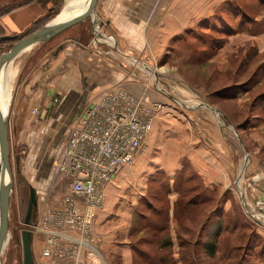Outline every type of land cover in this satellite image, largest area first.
Wrapping results in <instances>:
<instances>
[{
    "label": "rangeland",
    "instance_id": "obj_1",
    "mask_svg": "<svg viewBox=\"0 0 264 264\" xmlns=\"http://www.w3.org/2000/svg\"><path fill=\"white\" fill-rule=\"evenodd\" d=\"M67 1L0 0V16L31 2L42 3L44 8L50 5L52 10L31 26L34 31L55 18ZM89 19L36 44L31 56L47 51L50 58L63 38L83 35ZM189 29L168 42L167 51L160 58L153 61L150 57L151 64L147 65L151 71L138 69L134 70L138 74L135 75L162 95L165 103L160 102L165 106L172 105L176 111L192 106L208 115L214 113L216 130L226 144L237 150L243 167L237 172L236 184L225 188L200 185L190 178L184 185H173L171 191L167 179L154 176L148 183L150 207L139 205L142 214L132 217L129 226L132 202L143 189L146 174L136 171V178L112 202L111 214L123 215L122 221L121 217L107 219V240L115 243H91L102 264H264V223L251 216L250 208L264 192V0H222L200 24ZM14 41L0 40V54ZM28 68L25 63L6 100L12 188L8 239L0 264H22L21 231H31L44 205L55 203L63 190L61 182L51 190L54 157L74 119L73 114L55 119L54 106L44 108L42 115H32L30 109L38 92L22 86L28 79ZM139 68L143 70L141 65ZM136 158L124 167H132ZM250 159L257 160L253 165L260 166L251 171ZM251 176L255 179L248 184ZM30 187L35 191L36 206L25 225ZM123 200L128 202L121 206L119 214L117 208ZM39 240V235L32 232L30 246L35 264L40 261Z\"/></svg>",
    "mask_w": 264,
    "mask_h": 264
},
{
    "label": "crops",
    "instance_id": "obj_2",
    "mask_svg": "<svg viewBox=\"0 0 264 264\" xmlns=\"http://www.w3.org/2000/svg\"><path fill=\"white\" fill-rule=\"evenodd\" d=\"M221 2L222 0H97L94 14L88 17L90 23L83 35L63 38L64 46L51 54L50 58L47 51L35 52L33 56L31 51L21 61L17 74L25 63L29 66L28 79L22 85L24 90L33 89L38 92L31 108L37 110L32 115H42L44 108L54 106L52 112L55 119H64L72 114V118H75L97 89L111 85H119L150 101L164 102L160 93L150 89L145 82L138 81L139 76L136 77L138 74L134 70L151 71L148 66L151 64L150 57L153 61L160 58L166 53L168 42L200 24ZM64 5L65 3L62 7ZM49 6L44 8L42 3L31 2L5 12L0 16L1 32L18 37L50 12L52 7ZM140 65L143 70H140ZM23 96L28 98L26 94ZM54 97L57 98L55 103ZM190 97L191 95L188 100L192 99ZM174 109L169 104L164 107L144 139V157L141 152L136 155L132 167H123L106 188L102 211H98L94 218V243H115L107 240V219L113 216L114 197H119L120 190L131 179L136 178V171L143 170L146 174L143 189L132 202L133 208L128 215L129 226L132 217L142 214L138 211L139 205L144 203L150 207L147 198L148 183L153 181L154 176L167 179L171 191L173 185H184L190 182V178L196 179L200 185L210 187L219 185L221 188L222 185L225 188L230 183L236 184L237 172L243 167L242 157H238L237 150L226 144L224 136L216 130L214 113L208 115L192 106H186L181 111ZM256 162L257 160L250 159L251 171L260 166L253 165ZM127 202L123 200L118 206L119 214L121 206ZM173 204L171 213L174 210ZM122 216L113 217H121L122 221ZM37 235L41 243L42 235ZM123 236L122 234L121 237ZM39 252L40 247L38 255ZM39 260L38 264H47L40 257Z\"/></svg>",
    "mask_w": 264,
    "mask_h": 264
},
{
    "label": "built area",
    "instance_id": "obj_3",
    "mask_svg": "<svg viewBox=\"0 0 264 264\" xmlns=\"http://www.w3.org/2000/svg\"><path fill=\"white\" fill-rule=\"evenodd\" d=\"M164 107V103L111 85L97 89L81 108L54 157L51 190L59 182L63 190L55 203L44 205L31 225L33 234L42 235L39 257L43 261L102 264L91 244L95 242V215L103 207L112 179L144 150V139ZM254 179L249 177L247 183ZM261 197L250 208L251 216L264 223V192Z\"/></svg>",
    "mask_w": 264,
    "mask_h": 264
},
{
    "label": "water",
    "instance_id": "obj_4",
    "mask_svg": "<svg viewBox=\"0 0 264 264\" xmlns=\"http://www.w3.org/2000/svg\"><path fill=\"white\" fill-rule=\"evenodd\" d=\"M97 0H89L86 9L61 22L53 23L51 20L44 23L34 31L17 38L16 35H2L0 40H15L11 47L0 54V71L2 67L24 47L31 44H38L52 39L66 28L88 18L93 12ZM64 44L58 46L55 54ZM9 142H8V118L7 112L4 113L0 108V254L8 239V215H9V196L12 188V176L9 165ZM36 206L35 191L29 188L28 204L24 217V224L28 225L32 208ZM32 233L28 229L21 231L22 264H35L31 253Z\"/></svg>",
    "mask_w": 264,
    "mask_h": 264
},
{
    "label": "bare ground",
    "instance_id": "obj_5",
    "mask_svg": "<svg viewBox=\"0 0 264 264\" xmlns=\"http://www.w3.org/2000/svg\"><path fill=\"white\" fill-rule=\"evenodd\" d=\"M88 2L89 0H68L62 9H60L59 14L51 21L53 23L61 22L83 12L87 7ZM35 46L36 44H31L21 49L2 67L0 71V108L4 113L8 112V109L6 108V100L9 99L16 82L17 70L15 69L20 66L23 58L29 52L34 50Z\"/></svg>",
    "mask_w": 264,
    "mask_h": 264
},
{
    "label": "trees",
    "instance_id": "obj_6",
    "mask_svg": "<svg viewBox=\"0 0 264 264\" xmlns=\"http://www.w3.org/2000/svg\"><path fill=\"white\" fill-rule=\"evenodd\" d=\"M32 30H33V27L29 28V29L27 30V32H25V33H30ZM25 33H23V34H25ZM25 35H26V34H25ZM19 36H21V35H19Z\"/></svg>",
    "mask_w": 264,
    "mask_h": 264
}]
</instances>
